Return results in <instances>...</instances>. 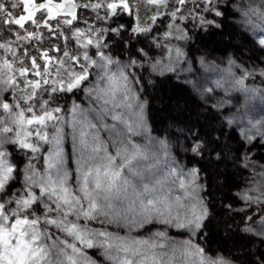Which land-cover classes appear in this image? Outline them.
Instances as JSON below:
<instances>
[{
    "label": "snow or ice",
    "instance_id": "snow-or-ice-1",
    "mask_svg": "<svg viewBox=\"0 0 264 264\" xmlns=\"http://www.w3.org/2000/svg\"><path fill=\"white\" fill-rule=\"evenodd\" d=\"M137 4L153 13L147 23L140 21ZM221 4L0 0V25L7 26L0 29V264H97L89 249L99 250L109 264H229L209 258L190 241L169 243L165 231L157 230L147 239L131 235L154 224L195 232L204 226L209 211L199 197L196 170L186 174L172 166L151 179L162 171V162L147 134L143 104L137 101L134 84L140 81L131 69L139 61L122 63L104 51L114 40L123 45L126 37L130 42L143 36L167 53V63H151L152 71H173L183 52L163 41L187 39L180 27L183 21H194L201 30L219 27ZM85 9L95 12L102 24L108 22L106 27L82 20ZM242 16L243 24L264 31V10L249 8ZM160 24L165 33L156 38ZM45 37L53 41L48 48L42 46ZM140 53L147 55L144 49ZM234 83L242 85L243 80ZM81 93L89 106L77 102ZM134 137H143L145 143ZM189 150L203 155L206 149L197 140ZM252 167L262 179L242 199L264 203V165L260 171ZM177 189L183 196L174 195ZM174 206L186 210L183 218L179 211L173 213ZM113 228L127 234L110 231Z\"/></svg>",
    "mask_w": 264,
    "mask_h": 264
},
{
    "label": "rangeland",
    "instance_id": "rangeland-1",
    "mask_svg": "<svg viewBox=\"0 0 264 264\" xmlns=\"http://www.w3.org/2000/svg\"><path fill=\"white\" fill-rule=\"evenodd\" d=\"M3 2L8 4L9 0H3ZM221 6L223 10L229 11V17L227 21L225 20L226 27L231 26L232 29L230 30L235 31L239 35V40H233L232 42V38L221 42L219 45H216V50L204 49L197 41L198 37L208 29L207 26H205L204 30H201L200 25L194 21H183L180 23V27L186 33L187 39L177 40L171 38L169 41H163V43H171V45L181 48L183 52L181 62L175 67V70L167 71L163 75L153 72L151 63L157 60L167 63V53L163 48L154 47L152 39L136 36L132 37L130 42L129 39L125 40L123 45L117 39L110 42L108 47L104 49L116 61L122 63H127L129 60L139 61L131 69L140 81L139 84H134L137 101L143 104L147 134L152 138L157 151L160 153V160L162 162L160 166L162 171H157L156 175L152 176L151 179H156L162 175V172H166L172 166L176 167L177 171L183 170L186 174L192 170H196L198 174L196 184L200 188L199 197L202 198L204 205L209 211V216L204 221V226L195 232L189 228L177 229L163 224H154L149 225L146 229L134 230L131 232V235L147 239L155 231L160 230L167 233L169 243L175 241L179 245L190 241L192 244L204 249L200 236L201 231L215 213L210 182L208 183L206 173L207 168L201 165V162L205 161V157H209L210 145L208 137H205L206 134L204 136L199 134L200 130H197L195 123H191L192 125L194 124L192 128L179 124L183 113L182 115L177 114L181 111L177 110L173 102H179L184 99L188 100L190 104L197 105L198 109L208 108L216 113L215 123L224 131L222 134L223 140H220L231 148L229 156L234 171L237 173V179L232 180L233 187H230L232 189L230 191L232 204L231 207L229 204H226V206L229 209L231 208L230 214L238 218L237 225L234 228L240 230L239 235H245L252 241L257 240L260 245L259 257L255 259L250 256L245 263L235 259V255L231 252L223 251L218 246L217 241L214 251H205V253L209 258H223L229 264H262V260H264V235H260V233L264 232V203L248 204L242 199V194L249 192L254 182L262 179L260 176L255 175L252 165H255L256 171H260V166L264 165V136L261 135V132H264V74H262L264 73V45L260 43L261 40H264V31L243 24L244 17L242 16V10L249 8L256 9L257 11L264 10V0H222ZM136 7L140 21L147 23L153 13L146 5L137 4ZM12 11L19 12V10ZM80 15L82 20H87L89 24L95 25L97 28L106 27L107 25V22L102 24L101 21L95 19L96 13L91 9L83 10ZM99 15H104L103 10L99 12ZM216 20L220 26L223 20L221 17H216ZM185 23H187L186 28L184 27ZM81 26L83 27V25ZM6 27L0 25V29ZM164 33L165 25L160 24L158 32L154 35L156 38H159ZM4 35H8V33L5 31ZM10 39L11 37L9 36ZM103 39L107 40V35ZM51 44H53V41L45 37L42 46L48 48ZM140 49H144L147 55L144 56L140 53ZM166 78H170L173 83L169 92L172 100L170 101L171 107L169 106L171 109H168L171 111V119L169 116L162 119L165 126L161 130H156L150 121L153 100L150 97L153 96V93L151 95L152 91H150L149 82L153 79ZM239 79L243 80L242 85L234 83L235 80ZM77 102L80 103L81 107L89 106L87 100L84 99L83 93H81ZM71 103L72 100L69 99L67 104L70 105ZM175 121L178 124H175ZM108 122L111 123V121ZM203 126H205V122H203ZM253 133L255 134L253 135ZM105 135L106 133H102V136ZM246 135L251 136L250 141L245 139ZM133 139L139 143H145L143 137H134ZM213 139L218 141V138L215 136ZM225 139L228 140V143H225ZM197 140L205 146L206 150L203 155H194L189 150L190 146ZM161 145L166 146V148H161ZM249 149H251L250 152L248 151ZM65 151L70 157L71 147L67 143ZM245 156H247V161L243 160ZM245 162H250L249 167L243 166ZM37 167L39 168L40 164H37ZM69 167H72L71 159H69ZM132 179L134 183L139 182L136 178ZM148 179L149 176L146 173L145 181ZM249 194L252 193L249 192ZM174 195L183 196V191L177 189ZM224 209L226 208L224 207ZM177 211L181 213V217L183 218L186 210L174 206L173 213L175 214ZM92 226L99 227V225L95 224ZM110 231H118L121 236L127 234L125 229L113 228ZM238 239L232 240L231 238L227 241L230 242V246L233 245L236 248L235 244L237 245ZM87 252L96 260L97 264H109L100 255L99 250L89 249Z\"/></svg>",
    "mask_w": 264,
    "mask_h": 264
},
{
    "label": "trees",
    "instance_id": "trees-1",
    "mask_svg": "<svg viewBox=\"0 0 264 264\" xmlns=\"http://www.w3.org/2000/svg\"><path fill=\"white\" fill-rule=\"evenodd\" d=\"M228 15L229 11L224 10V14L220 16L223 20L220 26L206 29V31L198 37L197 42L202 48L204 47V49L207 50H216V45H219L221 42H225L232 38V42L233 40H239V35H237L235 31L230 30L232 27H226L225 25V20L227 21V18L229 17ZM124 19L129 20L131 18L125 16ZM127 39L128 38L126 37L125 40ZM206 39H208L207 42H205ZM172 84L173 83L170 78L157 80L153 79L151 82H149V88L150 91H152L151 95L153 93V96L150 97L151 100L153 99L151 104L152 115L150 116V121L151 125L156 130H161L165 126L163 125L162 119L166 118L167 116L170 118L171 111L168 109L171 107L170 101H172L171 94L169 93ZM189 101L191 100L189 99ZM173 103L175 104L177 110L181 111L177 114L182 115L183 113L181 122L179 121V124L185 125L188 128H192L194 124L192 125L191 123H195L197 130H200L199 134H202V136L206 134L205 137H208L209 140V157H205V161L202 160L203 163L201 162V165L202 167L206 166L207 168L206 173L208 176V183L210 182L209 185L211 189L210 191L212 193L215 213L212 219L208 221L205 228L201 231L200 236L204 250L206 252L214 251L217 241L218 246H220L223 251L225 250L227 252H231L233 255H235L234 258L239 262L243 261V263H245L250 256H252V258L254 257L255 259L258 258L260 250L259 242H257V240L252 241L245 235H239L240 230L234 228V226L237 225L238 218L231 215V208L229 209L226 206V204H229L231 207L232 199L230 191H232V189L230 187H233L232 180L237 179V173L234 171V167L231 164L229 156V151L231 148L228 147L227 144L225 145L222 143L223 141L221 142L220 140L222 139V134L224 131L221 130L222 128L215 123L216 113L206 108L198 109L197 105L190 104L188 100L184 99L182 101ZM203 122H205V126H203ZM176 123L177 122L175 121V124ZM214 136L218 138V141L213 139ZM225 143H228V140H226ZM47 147L48 146L45 145V149H47ZM224 207L226 209H224ZM231 238L232 240L238 239L237 245L235 244L236 248H234L233 245L230 246V242L227 241Z\"/></svg>",
    "mask_w": 264,
    "mask_h": 264
},
{
    "label": "bare ground",
    "instance_id": "bare-ground-1",
    "mask_svg": "<svg viewBox=\"0 0 264 264\" xmlns=\"http://www.w3.org/2000/svg\"><path fill=\"white\" fill-rule=\"evenodd\" d=\"M208 109V108H207Z\"/></svg>",
    "mask_w": 264,
    "mask_h": 264
}]
</instances>
